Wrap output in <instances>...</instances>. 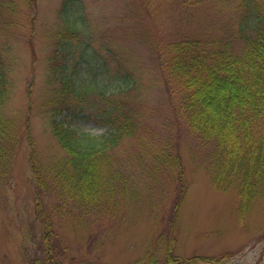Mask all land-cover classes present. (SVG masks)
Instances as JSON below:
<instances>
[{"label":"rangeland","instance_id":"1","mask_svg":"<svg viewBox=\"0 0 264 264\" xmlns=\"http://www.w3.org/2000/svg\"><path fill=\"white\" fill-rule=\"evenodd\" d=\"M72 1L0 0V54L9 65L10 79L9 100L2 113L22 125L9 180L0 181V264H19L23 246L34 248L43 231L36 214L28 133L43 168H56L65 156L43 106L60 88L58 80L53 79L51 60L60 43L63 10L71 7ZM238 6L222 0H75L71 11L80 9L84 16L83 25L94 52L92 60L101 65L108 63L112 90L116 89L115 76L119 74L136 82L125 97L135 103L142 121L139 139L126 140L121 146V152L131 160L128 173L134 176L131 179L140 199L123 217L119 213L113 231L109 234L108 230V246L101 264H136L156 248L163 257L171 238L173 253L181 257L227 254L223 264H264V193L249 206L242 222L237 189L224 192L212 184L209 149L199 144L175 113L171 104L174 100L178 103V99H172L166 89L153 59L154 49L143 38L151 33L166 44L186 35H209L223 42L227 39L238 49ZM69 44L75 62L80 44ZM75 63L80 64L83 73L88 72L83 60ZM88 100L69 99L76 108L74 113L81 105L88 106L87 114L75 115L72 124L80 132L99 138L107 128L88 116L94 106L92 99ZM71 118L59 117L67 122ZM167 140L179 146L187 181L186 198L174 227L170 222L179 184H172L164 176L154 180L144 160L151 151H160ZM141 154L145 161L142 165L136 161ZM48 199L53 203L56 197L50 194ZM151 206L155 207L150 210ZM64 230L72 234L70 227ZM90 241L77 243L84 254Z\"/></svg>","mask_w":264,"mask_h":264},{"label":"trees","instance_id":"2","mask_svg":"<svg viewBox=\"0 0 264 264\" xmlns=\"http://www.w3.org/2000/svg\"><path fill=\"white\" fill-rule=\"evenodd\" d=\"M222 1L239 4L238 49L227 39L223 42L209 35H186L166 44L151 33L143 38L154 49L153 59L166 89L172 99H178V103L174 100L171 104L175 113L199 144L209 149L212 184L224 192L237 189L243 222L249 206L264 193V0ZM143 4L147 12L146 2ZM72 6L63 10L60 43L51 60L53 79L58 80L60 88L43 106L65 156L58 160L56 168H43L28 133L36 214L43 231L34 248L23 246L19 264H101L108 246V230L109 234L113 231L119 213L123 217L140 199L131 179L134 176L128 173L131 160L121 152L122 144L139 139L142 130L135 103L125 97L136 82L119 74L115 76L116 89L112 90L109 65L92 60L94 52L83 25L84 16L80 9L71 11ZM71 42L80 44L76 61L83 60L88 72L83 73L80 64L74 62ZM7 66L0 54L1 182L9 180L22 130L15 119L2 113L9 100ZM70 98L92 99L93 111L88 116L103 123L107 133L98 138L80 132L72 121L75 115L87 114L88 106L81 105L74 113L76 108L69 103ZM62 115L72 118L67 122L59 119ZM29 121L28 118L27 128ZM142 158L141 154L136 161L140 165L148 161L145 168L154 180L164 176L172 184H179L170 222L174 227L187 194L179 146L167 140L160 151H151L147 159ZM50 194L56 197L53 203L48 201ZM65 226L71 228L72 234L64 230ZM88 239L91 241L84 254L77 243L86 244ZM173 243L171 238L163 257L156 248L136 264H223L227 257H181L173 253Z\"/></svg>","mask_w":264,"mask_h":264},{"label":"water","instance_id":"3","mask_svg":"<svg viewBox=\"0 0 264 264\" xmlns=\"http://www.w3.org/2000/svg\"><path fill=\"white\" fill-rule=\"evenodd\" d=\"M207 264H210V263H207Z\"/></svg>","mask_w":264,"mask_h":264}]
</instances>
